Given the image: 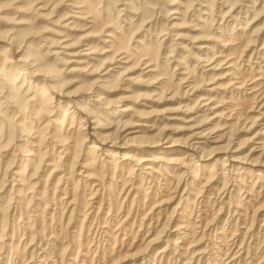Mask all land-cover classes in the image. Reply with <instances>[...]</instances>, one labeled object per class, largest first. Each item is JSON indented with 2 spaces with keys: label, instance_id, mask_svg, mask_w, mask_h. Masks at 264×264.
<instances>
[{
  "label": "rangeland",
  "instance_id": "obj_1",
  "mask_svg": "<svg viewBox=\"0 0 264 264\" xmlns=\"http://www.w3.org/2000/svg\"><path fill=\"white\" fill-rule=\"evenodd\" d=\"M0 35L2 58L51 71L0 79V264H264V0H0ZM159 139L175 152L139 146Z\"/></svg>",
  "mask_w": 264,
  "mask_h": 264
},
{
  "label": "bare ground",
  "instance_id": "obj_2",
  "mask_svg": "<svg viewBox=\"0 0 264 264\" xmlns=\"http://www.w3.org/2000/svg\"><path fill=\"white\" fill-rule=\"evenodd\" d=\"M10 38H8L7 39V37L6 36H3V35H0V43L1 42H7L8 43V40H9ZM10 41H12V39H10ZM51 45H52V47L53 46H55V45H53V43H51ZM0 46L3 48L4 46H2V44H0ZM57 46V45H56ZM8 50H11V48H8L7 49V51ZM18 52L19 51H17V53H16V56H14V57H12V59H6V58H2V55L0 54V66H2V68H0V79L1 80H4V73H3V70H8V69H5V68H11V67H13L14 69H16V70H18V72H19V76H18V78L21 76V75H23V74H25L24 73V70H26V72H31V70L30 69H32V68H34V67H36V69L34 70V71H32L31 72V75H33L34 77H41V79H43L44 81H46V83L48 82V81H50L51 80V71L49 70V68H41V67H38L37 66V64H35V61H33L32 59H29V57H24V56H19L18 57ZM50 52H51V54H57L58 55V53H60V51H58V50H54V51H51L50 50ZM1 60H3V62L1 61ZM33 61V62H32ZM5 67V68H4ZM111 70H113L112 68H109V70L108 71H106L105 73H104V75H107L108 73H109V71H111ZM29 72V73H30ZM98 80V79H97ZM100 89H101V91H100ZM55 91L54 92H56L57 94H58V97L59 98H57V101H54V99H55V96H53V95H51V100L52 101H50V99L48 100V105L51 107V112L54 114V112L56 111L55 109H56V107H57V109H59L60 108V105H61V103L64 101L63 99H64V97H66V96H68L67 94H65L64 92H60V91H57V89H54ZM102 90H105V89H103L101 86H99V90L98 89H90V91L87 93V97H88V99L91 101V102H93L94 103V108H97L96 106H101L102 104H104V98H103V94H102ZM34 97V96H33ZM5 99H6V102H8V104H7V106L9 105V106H11L12 108L13 107H15L16 108V105L12 102V99L10 98V97H8V96H6L5 97ZM31 100H34V98H31ZM1 101V100H0ZM56 102H58L57 104H55ZM51 104V105H50ZM74 104L76 105L77 103L76 102H74ZM108 104V103H107ZM206 104H208V103H206ZM203 105H205V104H203ZM6 106V107H7ZM69 106H70V104H68V108H67V110L69 109ZM77 106V110L79 111V113H83V114H85L86 116L85 117H82L81 119H80V123H81V126H85L84 127V133H82L83 134V136L85 137V138H87V135L88 134H90L91 136H93V140H95V141H93V143H95L96 141L97 142H99L100 143V145H103V146H105L106 144H107V146H108V140H106V139H101L100 137H99V134H98V132L96 131V129H98V128H100L99 127V123H97V120L95 121H91L90 119V117H91V112H85V110L82 108V107H80L79 105H76ZM107 107H103L104 109H106V108H110V106L109 105H106ZM122 111H124V110H128V108H123V109H121ZM67 112V111H66ZM74 114H76V112L74 113ZM65 116H66V113H65ZM74 118H75V116L73 117V120H74ZM88 122H89V124H88ZM90 122H91V124L92 123H95L96 122V126H91L90 125ZM87 123V124H86ZM84 124V125H83ZM71 128V127H70ZM88 129V130H87ZM82 130H83V128H82ZM93 131V132H91V131ZM27 131V133L29 132L28 130H26ZM28 134H31V136H32V134L33 133H31V132H29ZM206 135V133L202 130V131H199V132H194L192 135H191V137H189V139H188V142L187 141H184V143L181 145L180 144V146H183V147H185L186 148V150L185 149H182V154H186V156H193L194 157V155H196L197 154V152H198V149L199 148H201V145L204 143V141H201V139H203L204 138V136ZM52 136V135H51ZM49 137V138H51L52 139V141L53 142H57V144H60V143H58V141H56V136H53V138L52 137ZM207 136V135H206ZM35 138V137H34ZM42 139L43 138H41V139H39V141H38V143H41V141H42ZM131 140H133V139H130V138H125V140H124V143H127V141H131ZM160 140L161 139H159V140H156V141H153V143L151 142H148V143H142L141 145H139V146H148L149 144H151V145H149V146H161V147H159L160 148V150L161 151H164V153L165 154H167V153H169V154H172L173 152H175V149H174V147L176 146V144L175 143H172L171 145H168V146H165V148H164V143L167 141H164L163 143L161 142V144H160ZM51 141V142H52ZM34 141H32L31 142V144H34L33 143ZM187 144V145H186ZM32 146V145H31ZM37 146V145H36ZM231 146V145H230ZM34 147V146H33ZM229 147V146H228ZM227 147V148H228ZM90 149H97L94 145H92L91 147H89ZM68 149V148H67ZM228 150V149H227ZM40 152V151H39ZM63 152V151H62ZM67 152H69V151H67ZM202 152V151H201ZM231 152H238V149H235V150H233V151H231ZM78 153L76 152L75 153V157H77L78 155H77ZM234 154H237V153H234ZM234 154H232V155H230V156H225V158L226 159H228L230 162H229V164H227V166L229 167V169H228V172L229 173H231V172H233L234 170H235V168H238V169H241V170H243V171H246V170H248L249 172L250 171H253V170H251L250 169V167H246L245 166V164H251V162L250 163H248V161H246V160H244V159H241L242 157H240V156H238V155H234ZM112 154H111V152L110 151H108V153H106V156L107 157H109V156H111ZM178 155V154H177ZM123 157V156H122ZM199 157H200V155H199ZM204 158H206V157H201L200 158V160L201 161H204ZM185 159V158H184ZM199 159V158H198ZM147 160H151V159H149V158H135V156L134 155H132V154H129V155H126V156H124V158L122 159V161L120 162V166L122 167V168H129V169H131V170H129V171H132V170H135L134 168L135 167H138V168H140L141 166H143V168L145 167V169L147 170L146 171V173L144 174V175H146V174H149V172L148 171H152V172H156V170H154V166H145V161H147ZM180 159H179V157L178 156H175L174 154H173V156L170 158V159H168L167 161H166V163H167V165H168V168H171V165L172 164H176L178 161H179ZM193 160V159H192ZM30 161V160H29ZM227 161V160H226ZM28 162V161H27ZM228 162V161H227ZM148 163V162H147ZM218 163V162H217ZM75 162L74 163H72V166H71V171L70 172H72L73 171V169H74V166H75ZM174 164V165H175ZM181 164L182 165H179V163H178V165H179V167L181 166V167H185V168H187L188 166L186 165V163H182L181 162ZM242 164V165H241ZM219 165V164H218ZM225 165V164H224ZM223 165V166H224ZM198 166V165H197ZM214 166V165H213ZM216 166H217V164H216ZM253 166V165H252ZM203 167V166H202ZM225 167V166H224ZM178 168V167H177ZM190 168V167H189ZM223 168V167H222ZM191 169V168H190ZM224 169V168H223ZM141 171V170H140ZM183 171H185V170H183ZM187 171V170H186ZM185 171V172H186ZM189 172H190V170H189ZM192 172H194V171H192ZM216 172V171H215ZM227 172V171H226ZM218 173V172H217ZM224 173V172H223ZM135 174V173H134ZM190 174H192V173H190ZM225 174V173H224ZM227 174V173H226ZM17 175V174H16ZM229 176V175H228ZM258 176L260 177V178H262L261 177V174L260 173H258ZM263 176V175H262ZM64 177V176H63ZM63 177H61V178H63ZM195 177V176H194ZM91 179H93L94 177H90ZM233 178V177H232ZM64 179V178H63ZM23 180V179H22ZM89 180V179H88ZM24 185V184H23ZM98 185V184H97ZM189 185V184H188ZM14 188V187H13ZM106 188V187H105ZM20 192V191H19ZM38 192V191H37ZM11 193H12V191H11ZM14 193V192H13ZM18 195V194H17ZM40 195H42V194H40ZM18 197V196H17ZM20 197V196H19ZM17 202V201H16ZM15 202V203H16ZM189 206V205H188ZM23 214V213H22ZM180 226V225H179ZM177 227H178V225H177ZM179 228V227H178ZM183 228V227H182ZM178 230V229H177ZM188 236V234H186V232H182V233H178V237H180V238H182V239H184V238H186ZM181 241V240H180ZM175 245H176V247L178 248V249H182V246H180V242H178V243H176L175 242ZM9 246V245H8ZM4 247V246H3ZM171 248V247H170ZM14 249V248H13ZM241 249V248H240ZM163 252V251H162ZM180 252V250L179 251H175V255H177L178 257V259H177V261L179 262L180 261V258H182L183 257V253L181 252V253H179ZM241 252V251H240ZM166 253H164V256L162 257V260L165 258V255ZM235 254V253H234ZM144 257V256H143ZM240 257V256H239ZM176 257H173V260H176L175 259ZM184 258V257H183ZM238 259V258H237ZM234 260V259H233ZM200 261H201V257L198 259V262L200 263ZM231 261V260H230ZM172 262V261H171ZM177 262V263H178ZM188 262V261H187ZM234 262H235V260H234ZM159 263H161V261L159 262ZM232 264V263H231Z\"/></svg>",
  "mask_w": 264,
  "mask_h": 264
}]
</instances>
